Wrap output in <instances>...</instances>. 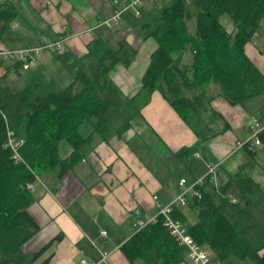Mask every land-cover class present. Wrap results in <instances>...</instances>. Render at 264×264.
<instances>
[{
	"label": "crops",
	"instance_id": "0c3cea01",
	"mask_svg": "<svg viewBox=\"0 0 264 264\" xmlns=\"http://www.w3.org/2000/svg\"><path fill=\"white\" fill-rule=\"evenodd\" d=\"M125 1L115 4V0H28L34 12L29 15L30 10H20L21 1L0 0V5L11 2L20 13L0 38V51L37 48L67 36L64 50L56 54L44 52L28 70L18 69L0 57V91L19 92L35 80L55 90L67 87L76 76L87 47L95 35H100V29H96L100 22ZM150 4L155 6L154 2ZM150 4L144 6L141 15L150 14L154 9ZM130 12L119 26L104 29L101 36L112 34L113 45L125 38L138 50L130 67L118 65L109 75L110 97L118 107L110 112L109 121L115 130L124 122L131 127L122 136L112 132L104 139L94 134L82 159L61 179L58 168L37 178L32 185L35 200L28 212L39 228L22 245L21 252L32 256L54 241L42 256L28 264H81L83 259L90 264H131L121 247L152 222L159 203H170L183 192L181 180L187 181L188 188L205 177L208 164H220L216 177L205 179L202 186L217 205L228 200L243 211L251 204L256 189L264 192V149L254 143L251 128L253 118L264 126V94L233 105L211 84L196 92L204 93L206 99L198 114L188 115V121L160 91H155L146 104L140 95V109L120 111L127 100L141 91L143 76L158 47L149 35L143 39L137 34L142 26L135 24ZM226 17H221V22L226 19L230 26L225 29L235 32L233 22ZM147 23L144 29L152 30ZM256 36L257 33L245 52L264 74V52L254 43ZM191 59V52L185 53L183 64L189 65ZM185 93L190 98L194 96ZM91 133L88 124L80 128L84 138ZM248 142L254 155L245 146ZM59 149L62 159L74 152L66 141L60 143ZM239 172L257 184L249 193V202L239 187L223 191L230 177ZM182 211L188 218L186 225L196 222V212L187 206ZM102 232H107V236H102ZM102 254H108L106 261ZM133 264L145 263L138 260Z\"/></svg>",
	"mask_w": 264,
	"mask_h": 264
},
{
	"label": "trees",
	"instance_id": "16d2710c",
	"mask_svg": "<svg viewBox=\"0 0 264 264\" xmlns=\"http://www.w3.org/2000/svg\"><path fill=\"white\" fill-rule=\"evenodd\" d=\"M19 15L11 2L0 5V38ZM224 15L232 20L235 32L225 29L221 22ZM193 20L195 30L190 32L189 23ZM263 20L264 0H171L159 9V23L149 35L158 47L143 76L142 89L120 111L140 109V95L146 104L155 91H160L188 121V112L198 114L206 99L204 93L196 92L210 84H215L220 95L233 105L264 94V74L245 52ZM189 51L191 63L185 65L182 59ZM137 54L138 50L127 39L120 38L113 47L107 37L97 34L81 58L73 81L63 90L35 80L19 92L0 91V264L32 263L54 241L32 256L21 252L22 245L39 228L28 212L35 200L29 186L56 168L61 179L82 159L94 134L106 139L112 132L122 136L130 129L131 124L124 122L115 130L109 121L110 112L118 108L110 97L109 75L118 65L130 67ZM14 65L23 69L20 63ZM85 124L92 127L87 138L80 134ZM9 131L24 139L20 148L23 162H17L7 147ZM258 139L264 149V129ZM62 141L74 149L67 159L60 155ZM245 146L254 155L251 143ZM236 187L249 202V193L257 184L239 172L230 177L223 191ZM199 189L202 197L191 196L186 205L196 212L195 223L186 225L187 217L181 206L174 212L175 218L188 228L189 235L222 264H232L233 258L264 264V256L225 217L222 206L202 186ZM121 251L131 264L138 260L145 264L187 261L186 249L170 234L162 218L138 230Z\"/></svg>",
	"mask_w": 264,
	"mask_h": 264
},
{
	"label": "built area",
	"instance_id": "2783aa9c",
	"mask_svg": "<svg viewBox=\"0 0 264 264\" xmlns=\"http://www.w3.org/2000/svg\"><path fill=\"white\" fill-rule=\"evenodd\" d=\"M154 0H126L121 8L114 10L113 14L106 20L104 26L115 29L123 21L124 16L127 12L133 11L136 17L141 16L142 9L147 3L153 2ZM120 0H115V4H119ZM63 31H67V27L63 28ZM67 36H60V38L53 43H46L37 48H24L19 50H1L0 57L5 61H11L13 63H20L24 70H28L33 67L36 58L43 55L44 52L58 53L65 48ZM251 128L254 131L253 141L256 145H261L258 139V134L264 129V126L260 123L257 118L252 119ZM24 145V139L19 138L14 132H8L7 147L13 153L14 159L17 162H23L21 157L20 148ZM220 164H208V173L205 177L194 182L190 187L186 188L185 179L181 180L180 185L183 186V192L172 202L167 204H160L157 215L153 218L152 222H156L159 218L163 219L165 227L168 229L170 234L176 239V241L186 249V257L189 264H222L221 262L214 259L213 255L200 246L188 233L186 225L175 218L174 212L176 207H185L188 203V198L195 196L198 198L202 197V193L199 187L203 186L206 177L215 178L216 172ZM209 178V179H210ZM29 188L33 189L30 185ZM190 193V196L188 194ZM154 199L158 201V197L154 196ZM102 236H107V232H102ZM108 254H102L103 261H106ZM81 264H90L87 260H82Z\"/></svg>",
	"mask_w": 264,
	"mask_h": 264
},
{
	"label": "rangeland",
	"instance_id": "374dc122",
	"mask_svg": "<svg viewBox=\"0 0 264 264\" xmlns=\"http://www.w3.org/2000/svg\"><path fill=\"white\" fill-rule=\"evenodd\" d=\"M17 1H18V3H20V1H21L20 6H19L21 11L30 10L28 14L29 15L34 14L30 4H28V0H17ZM170 1L171 0H154L153 2L155 4V6L153 4H150V3H152V2H150L149 4L152 6H150V5L149 6L153 7L154 9L151 8L153 10H151L150 14L145 15V13H144L139 18H136L134 15V12L131 10V12L128 15L132 17V20L135 22V24L140 25V27L142 26L140 31L137 32V34L139 36H141L144 39L146 36L150 35L152 30L159 23V9L168 5ZM226 18H229V20H230L229 22L232 23V20L230 19V17L227 16ZM106 20L107 19L101 21L100 24L98 25V27L96 28V29H98V28L100 29L99 30L100 35L104 31V29L112 30V29L104 26ZM147 21L149 23H147ZM222 22L224 23L226 29L230 27L227 24L226 19H224ZM146 23L150 27H152L153 29L152 30L144 29V25ZM194 30H195V20H193L189 23V31L194 32ZM107 36H108L107 39L110 40L111 45H113L112 42L114 40L111 38L113 35L109 33ZM113 43H115V41ZM254 43L258 47H260L262 49V51L264 52V20L262 21L260 29L257 31V36L255 38ZM115 45L116 44H114L113 47H115ZM50 54H56V53H50ZM41 56H42V54H41ZM41 56H39V57H41ZM39 57L36 58V61L39 59ZM86 66L88 67V63L86 64ZM57 84H59V83H57ZM209 86H207V87H209ZM63 89L64 88H61L59 91H61ZM191 114H192L191 111L188 112L189 116ZM7 120L10 121V118L8 116H7ZM251 196H252L251 197L252 202L247 209H245L243 211H239L231 201L225 200L222 203V212L225 215V217L234 225V227L238 231L242 232V235L244 236V238L255 249L259 250V252L262 255H264V192L258 188V189H256V191ZM187 219H186V221H187ZM193 223L189 222V223H187V225L190 226ZM186 263H187V261L185 260L181 264H186ZM232 264H255V263H252L249 261H238L237 259L233 258Z\"/></svg>",
	"mask_w": 264,
	"mask_h": 264
},
{
	"label": "bare ground",
	"instance_id": "6f19581e",
	"mask_svg": "<svg viewBox=\"0 0 264 264\" xmlns=\"http://www.w3.org/2000/svg\"><path fill=\"white\" fill-rule=\"evenodd\" d=\"M162 86V85H161ZM169 87V86H168ZM160 89H163L162 87ZM180 99V98H179Z\"/></svg>",
	"mask_w": 264,
	"mask_h": 264
}]
</instances>
